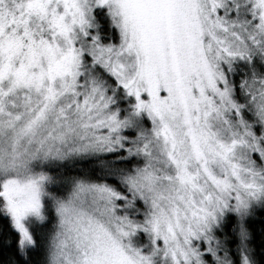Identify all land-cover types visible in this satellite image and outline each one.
Returning a JSON list of instances; mask_svg holds the SVG:
<instances>
[{
    "label": "snow or ice",
    "instance_id": "1",
    "mask_svg": "<svg viewBox=\"0 0 264 264\" xmlns=\"http://www.w3.org/2000/svg\"><path fill=\"white\" fill-rule=\"evenodd\" d=\"M0 264H264V0H0Z\"/></svg>",
    "mask_w": 264,
    "mask_h": 264
}]
</instances>
